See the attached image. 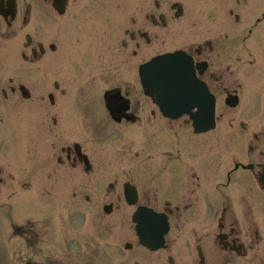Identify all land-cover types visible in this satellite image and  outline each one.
<instances>
[{"label": "flooded vegetation", "instance_id": "flooded-vegetation-1", "mask_svg": "<svg viewBox=\"0 0 264 264\" xmlns=\"http://www.w3.org/2000/svg\"><path fill=\"white\" fill-rule=\"evenodd\" d=\"M112 4L116 80L1 83L0 264H264V0H0V51L37 65L45 22ZM172 55L214 101L199 124L142 85L183 80L141 76Z\"/></svg>", "mask_w": 264, "mask_h": 264}, {"label": "rangeland", "instance_id": "rangeland-1", "mask_svg": "<svg viewBox=\"0 0 264 264\" xmlns=\"http://www.w3.org/2000/svg\"><path fill=\"white\" fill-rule=\"evenodd\" d=\"M72 12L70 8L62 24L44 23L41 36L48 44L57 45L58 53L47 51L37 65L26 64L20 51H0V86L4 82L6 85L9 78L41 80L44 94L53 92L54 82L67 86L71 93H89L93 83L100 86L105 83L103 80H116L119 76L117 5L91 6L81 17H74ZM19 43L20 39H13L7 44L18 47ZM48 142L46 139L45 144Z\"/></svg>", "mask_w": 264, "mask_h": 264}, {"label": "water", "instance_id": "water-1", "mask_svg": "<svg viewBox=\"0 0 264 264\" xmlns=\"http://www.w3.org/2000/svg\"><path fill=\"white\" fill-rule=\"evenodd\" d=\"M190 68V67H189ZM182 75H184L185 77L186 76H188L189 74H187V72H183V74ZM180 82V83H185V84H187V85H189L190 83L192 84V82L194 83V80H172V82H171V85H175L174 84V82L175 83H178V82ZM149 83V80H144V86L146 87V85ZM152 83H153V85H157V86H160V87H165L166 86V83L165 82H162V80H155V81H152ZM159 93H162V94H164L163 92H159ZM184 98H187V97H184ZM197 106H199L198 108H200V103H199V105H198V101H196L195 103H193L191 106L189 105L188 106V109L190 110L191 108H193V107H197ZM202 107V106H201Z\"/></svg>", "mask_w": 264, "mask_h": 264}]
</instances>
